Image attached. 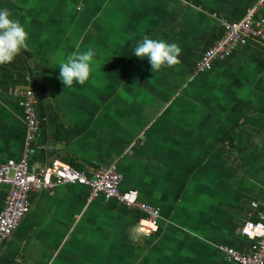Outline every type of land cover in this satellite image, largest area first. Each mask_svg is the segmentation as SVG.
Instances as JSON below:
<instances>
[{"label": "crops", "instance_id": "0c3cea01", "mask_svg": "<svg viewBox=\"0 0 264 264\" xmlns=\"http://www.w3.org/2000/svg\"><path fill=\"white\" fill-rule=\"evenodd\" d=\"M259 0H2L28 48L0 65V165L25 154L22 92L34 93L32 168L59 160L92 174L115 166L121 189L160 212L145 236L138 213L87 187L30 194L0 264H233L239 230L264 214V43L248 39L210 71L195 63ZM176 42L180 64L151 71L137 41ZM96 55L88 81L65 87L59 64ZM7 187L0 185V211ZM252 204H256L254 207Z\"/></svg>", "mask_w": 264, "mask_h": 264}, {"label": "built area", "instance_id": "2783aa9c", "mask_svg": "<svg viewBox=\"0 0 264 264\" xmlns=\"http://www.w3.org/2000/svg\"><path fill=\"white\" fill-rule=\"evenodd\" d=\"M221 26V35L196 61L194 68L197 73L210 71L215 62L229 58L244 47L248 39L264 43V0H259L248 9L240 21L222 19ZM21 96L26 150L20 161L9 160L0 165V185L7 187L4 207L0 211V247L30 211V194L40 191L52 194L62 184L87 187L90 200L97 197L115 200L138 213V229L142 234L150 236L156 233L160 222L159 210L140 202L135 190L121 189L122 175L114 165L99 168L90 175L59 160H52L43 167H31L29 155L38 132V116L33 91L26 89ZM252 205L256 207V204ZM239 233L250 242L248 250L239 252L221 246L226 261L233 264H264V214L259 213L256 219L245 221Z\"/></svg>", "mask_w": 264, "mask_h": 264}, {"label": "clouds", "instance_id": "9594fccd", "mask_svg": "<svg viewBox=\"0 0 264 264\" xmlns=\"http://www.w3.org/2000/svg\"><path fill=\"white\" fill-rule=\"evenodd\" d=\"M28 32L19 20L7 9H0V65L12 63L28 48ZM181 47L176 42L169 43L162 39H152L145 35L136 42L132 54L140 59L147 58L151 71L158 72L162 67L180 64ZM96 53L91 48L83 52H74L62 61L58 68L59 79L65 87L71 88L88 81L91 65Z\"/></svg>", "mask_w": 264, "mask_h": 264}]
</instances>
